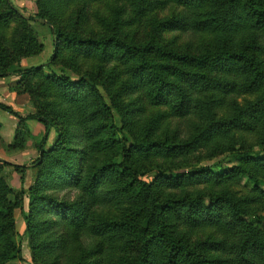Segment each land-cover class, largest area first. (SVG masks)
Segmentation results:
<instances>
[{"label": "trees", "instance_id": "16d2710c", "mask_svg": "<svg viewBox=\"0 0 264 264\" xmlns=\"http://www.w3.org/2000/svg\"><path fill=\"white\" fill-rule=\"evenodd\" d=\"M94 1L35 0L36 12L26 16L11 0H0V78L17 76L14 88L28 91L24 83L40 77L49 95L39 110L24 115L0 103L2 110L18 118L13 146L24 142L21 128L26 121L36 120L44 127L35 141L37 156L29 165L36 175L27 189L22 236L32 243L35 233L56 231L58 238L51 244H32L34 256L47 250L56 253L50 263L41 264H264V234L245 218L252 204L264 201V151L240 146L227 156L229 165L168 174L165 170L151 181L144 176L152 169L143 163L153 155L180 159L200 143V135L211 140L251 134L264 148V0H128L136 6L138 18L167 4L182 8L177 16L156 22L143 42L122 35L118 21L103 33H85ZM73 4L75 16L67 25L65 16ZM31 20L51 29L53 51L47 66L60 62L67 50L94 60L96 68L75 78L62 71L44 73V65L14 69L21 58L43 50ZM187 27L227 35L199 51L179 50L158 39L161 31ZM240 30L251 34L235 44L232 37ZM235 93L251 99L239 103L233 98L224 118H210L192 138L161 130V112L143 130L135 127L148 104L163 105L172 116L183 118L199 115L212 102ZM14 167L19 172L26 168ZM242 179L251 182L243 198L228 190ZM192 182H211L212 187L182 191ZM11 193L0 167V264L21 256L13 210L22 208L23 201H10ZM122 198L138 210L139 227H128L104 213ZM172 220L214 226L221 234L189 245L172 234ZM132 230L141 240L137 256L114 258V248ZM70 237L76 241V257L68 253L61 262L59 255Z\"/></svg>", "mask_w": 264, "mask_h": 264}, {"label": "rangeland", "instance_id": "374dc122", "mask_svg": "<svg viewBox=\"0 0 264 264\" xmlns=\"http://www.w3.org/2000/svg\"><path fill=\"white\" fill-rule=\"evenodd\" d=\"M11 1L26 16H31L36 12L35 0ZM75 10L76 4H73L70 10L67 11L65 16L67 25L73 22ZM135 11L136 6L128 0H96L91 2L88 11L90 20L85 27V33H103L109 29V25L113 26L114 23L118 21L122 23L120 27L122 35L132 38L136 42H143L147 39L151 28L156 22L172 16H177V14L182 11V8L167 4L163 8H156L154 11L144 13L140 18H138ZM30 25L35 30L38 40L43 44V50L38 55L21 58L20 61L15 64L14 69H26L44 65V73L62 71L70 77L75 78L85 71L94 70L96 68L97 63L94 60L72 56L67 50L63 51L61 56L62 60L60 62L47 66L53 51L51 29L47 24H43L36 20H31ZM13 26L14 25L11 24L6 32L8 39L11 36ZM250 34L251 31L248 30L236 31L232 39L235 40V44H237L246 40L245 38ZM226 35L227 34L220 35L206 31H197L187 27L185 29L172 28L161 31L158 39L162 44H168L179 50L199 51L205 46L212 45L218 38L226 37ZM228 38H230L229 35ZM18 79L17 76L13 75L0 78V103L10 106L21 115L39 110L44 101L49 98L48 91L45 89L46 84L40 77H34L24 83L29 90L22 91L14 88ZM217 97L220 96L217 95ZM233 98L240 103L244 98L251 99V95H241L238 93H235L232 97L225 95L222 99L220 98V102H212L210 104L211 107L207 110H205V107L201 114L190 115L183 118L172 116L163 105L152 106L148 104L145 114L142 113L139 118L137 117L138 122L135 127L138 130H143L149 120L158 112H161L165 115L161 130L167 131L169 134L177 131L192 138L200 134L210 118H224L229 109V101ZM113 113L115 115L117 114L114 108ZM115 119L118 121L117 115ZM18 128V118L0 108L1 175L12 191V193L8 195V199L12 201L15 197H21L23 201L22 208L18 205L13 210L15 239L21 243V256L20 259H11L5 264L50 263L53 258L56 257V253L47 250L40 251L37 254L38 251H35L37 255L34 256L32 244L37 243L38 240H43V242L45 241L51 244L52 240L58 238L55 234L56 231L52 234L43 232L39 234L35 233L36 235L35 238L32 239V243L22 236L24 230V213L27 211V189L33 185L36 175V169L29 165L37 156L35 141L40 140L43 136L44 127L36 120L26 121L25 126L21 128L24 142H21V145H19L20 147H15L12 142L15 131ZM53 136L54 133L51 134V140L48 144H51ZM197 139L200 143L196 144L191 152L183 155L180 159L153 155L144 160L143 163L148 168L152 169L149 174L144 176V179L146 181H151L154 175L162 171L164 172L165 170L168 174L169 171L172 173H180L201 167H211L215 163H226L229 165L225 162L227 156L230 155L231 150H238L240 146H245L253 151H264L263 147L255 144L254 136L246 133H234L229 137H213L211 140H203V136L200 135ZM1 161H6L7 164H3ZM15 165H25L26 168L23 172H19L15 169ZM213 169L216 170L217 168ZM250 184L251 182H246L245 179H242L241 184L229 186L228 190L234 194V196L243 198L249 193L248 189L251 187ZM243 185L245 187H243ZM211 187V182H192L191 185H186L182 191L190 193L205 192ZM20 192L22 194H20ZM175 193L178 194L179 192ZM249 209L251 215H247L245 218L254 223L264 234V201L252 204ZM104 213L117 220L123 221L128 227H139L141 223L138 210L125 198H122L115 205L105 208ZM176 222L172 220L169 229L176 238L189 245L206 239H216L221 234L218 228L203 223L183 224ZM132 233H134L133 230L127 233L128 235L123 242L114 248L112 252L114 258L131 260V258L133 259V257L137 256L141 240ZM75 245L76 241L71 237L68 238L65 249H63L62 253L59 255V257H61V262H64L66 258L63 255L68 256V253L71 259L76 257L74 253Z\"/></svg>", "mask_w": 264, "mask_h": 264}]
</instances>
